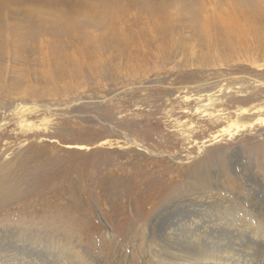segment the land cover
<instances>
[{
	"label": "rangeland",
	"instance_id": "obj_1",
	"mask_svg": "<svg viewBox=\"0 0 264 264\" xmlns=\"http://www.w3.org/2000/svg\"><path fill=\"white\" fill-rule=\"evenodd\" d=\"M128 1L114 33L0 28V167L37 173L0 211L12 222L30 202L34 231L56 242L55 211H81L73 242L108 262L138 258L151 235L182 249L197 215L233 226L225 244L247 241L231 231L264 219V0ZM201 167L208 184L191 185ZM249 246L241 257L253 264Z\"/></svg>",
	"mask_w": 264,
	"mask_h": 264
},
{
	"label": "bare ground",
	"instance_id": "obj_2",
	"mask_svg": "<svg viewBox=\"0 0 264 264\" xmlns=\"http://www.w3.org/2000/svg\"><path fill=\"white\" fill-rule=\"evenodd\" d=\"M123 1L125 0H0V28L3 25L6 26L8 23H11L10 25L12 26L14 22L25 21L32 25L30 26L31 29H50L51 31H60L65 34L68 32L72 33L74 28H77L78 26H75L76 24L87 22L92 23L93 26L96 25V27L99 28L107 27L105 29L114 33L116 32V14L121 11L123 8L122 5L128 0L125 2ZM203 21L205 23H203V27L204 25L207 26L209 18L205 16ZM18 23L19 22H17V24ZM13 27H17V25ZM43 49L45 48H40L41 51ZM262 122H264V119ZM14 166L17 167V171L15 170V172H12L10 169ZM32 169L33 171H29L28 169L25 170L19 163L16 165H4L0 167V209L3 208V206L13 203L15 200L17 203L21 201L22 191L25 190V193L28 192L29 183H27L28 181L25 182V178H28L29 174H31L30 172H32V174L36 173L35 165L34 167L32 166ZM20 170H23V172H20ZM221 173L223 176L226 174L224 167L222 168ZM208 177L206 167H201L199 172L193 173L189 178L190 184L193 183L200 186H203V184L207 185L209 182ZM20 182L23 184L20 185ZM29 204L30 202L23 205L21 204V206L19 205V211H16L14 215H8V218L10 217L9 219L12 222L8 221L6 218L7 214L10 212L0 211L3 222L2 224H4V227L0 228V264L39 263L32 261V259L35 258V254H40L42 249L47 250L48 256L46 254V259H44V261L42 260L39 264H248L247 259L245 260L241 256H244V254H242L243 246L248 247L249 245L253 246V251L255 253L257 252L261 258V260L256 259L253 264H264L263 218L260 220L261 223L256 222L255 225L251 224V221H248L249 223H247L249 226L247 227L250 228L246 230H240L237 228L232 229L231 233L233 237L235 235H239L237 239L240 237H247L250 242L248 240H237L238 242H232L231 245H228V243L225 244V228H229L230 230L233 226H226L220 223H216V226H206L203 221L204 216L197 215V219H191L190 223L184 229L185 234L179 233L176 238L178 241L182 242L180 245H184L182 249L179 250L174 248L173 252H169L161 246L163 242L162 240L157 239L153 235L150 237L147 235L148 238H144L145 241L143 242L145 244L144 250L142 251L140 247L138 248L141 251V255L138 258L135 259V257H130L124 259L117 255L118 258L115 256L117 258L116 260L112 259L108 262L106 259L98 260L92 255H89L90 253L82 252L81 248L78 247V238H75V242H73V236L76 235L75 232H78L77 230H79L78 227L82 218L81 216H83L81 211H63V209H61L62 211H55L60 213L59 219H61V221L63 220L64 224V232L62 231L63 235H61L62 237L60 236L61 241L56 242V240L52 239L51 234L45 236V238L43 236V240L41 238L42 236L40 237L39 234L37 235L36 230L34 231L33 228L35 225L32 226L33 220L30 215L34 212L36 214V211H25L24 208ZM65 220L67 222H65ZM69 222L70 224H74L77 230H74V228L73 230H68V225H70ZM201 225H204L208 229L200 230L199 226ZM238 227L242 228V226ZM249 232L252 233V236H250ZM80 239L79 242H81ZM244 242L247 246H245ZM192 244L200 248L193 249L189 252L188 248ZM114 250V246L112 245L110 253L114 252ZM101 252L104 255L103 250H101ZM118 252L116 253L118 254ZM245 256L250 255L245 252Z\"/></svg>",
	"mask_w": 264,
	"mask_h": 264
}]
</instances>
